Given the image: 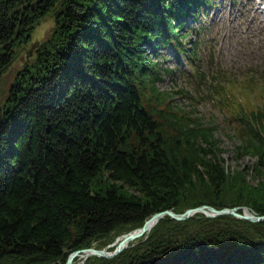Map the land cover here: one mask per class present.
<instances>
[{
	"label": "trees",
	"instance_id": "obj_1",
	"mask_svg": "<svg viewBox=\"0 0 264 264\" xmlns=\"http://www.w3.org/2000/svg\"><path fill=\"white\" fill-rule=\"evenodd\" d=\"M214 2L0 0V76L15 46L55 15L0 107V264H66L73 251L105 248L167 209L264 215V83L256 103L232 102L241 122L234 154L253 160L238 169L226 164L216 125L158 86L174 71L160 48L191 58L196 43L180 31L189 18L209 29L200 20ZM84 264H264V221L165 215L118 255Z\"/></svg>",
	"mask_w": 264,
	"mask_h": 264
},
{
	"label": "rangeland",
	"instance_id": "obj_2",
	"mask_svg": "<svg viewBox=\"0 0 264 264\" xmlns=\"http://www.w3.org/2000/svg\"><path fill=\"white\" fill-rule=\"evenodd\" d=\"M54 16L48 14L38 25L29 44L15 46L17 57L0 76V107L19 71L35 60L33 46L51 32ZM202 17L200 22L209 27L205 32H199V24L192 18L188 21L190 27L180 31L188 45L193 47L196 43L191 58L168 44L160 48V61L174 71L163 75L158 86L203 124L216 125L214 137L222 150L219 151L227 165L238 169L239 164L247 166L253 160L250 155L237 158L234 154V146L239 143L236 131L241 122L236 118L237 110L232 102L238 98L256 103V95L263 94L260 84L264 83V0H215ZM192 60L198 72H194ZM231 84L238 85L234 92ZM252 85L259 89H251ZM223 88L226 91L222 94ZM74 264H84L83 257Z\"/></svg>",
	"mask_w": 264,
	"mask_h": 264
},
{
	"label": "water",
	"instance_id": "obj_3",
	"mask_svg": "<svg viewBox=\"0 0 264 264\" xmlns=\"http://www.w3.org/2000/svg\"><path fill=\"white\" fill-rule=\"evenodd\" d=\"M241 209V206H233V207H225L222 209H218L212 205L209 204H203L197 207H191L186 209L182 213H177L171 209L163 210L154 213L152 216H150L142 226L139 228H135L119 237L110 244L106 248H97L96 246H91L89 248H84V249H78L73 251L66 262V264H73L74 259L82 255L84 252H88L87 256L91 255H98L101 257H107L111 258L116 255H118L120 252H122L124 249L129 247L131 242H134L144 236V234H147L149 230H151L158 222L161 220L165 215H169L175 219L178 220H184L187 218L192 217L195 213L197 212H203L205 213L208 217H215L221 214H231L234 215L238 218H243L255 222L259 221H264V215H258L253 213H241L239 210ZM71 243L70 241L67 243V247H70ZM110 247H114L113 250H109Z\"/></svg>",
	"mask_w": 264,
	"mask_h": 264
},
{
	"label": "bare ground",
	"instance_id": "obj_4",
	"mask_svg": "<svg viewBox=\"0 0 264 264\" xmlns=\"http://www.w3.org/2000/svg\"><path fill=\"white\" fill-rule=\"evenodd\" d=\"M214 4H215V2H214ZM202 16H205V12H203V14H202ZM32 40V39H31ZM31 42V41H30ZM29 42V43H30ZM28 43V44H29ZM188 46H190V45H188ZM191 47V46H190ZM30 54V57H31V54L32 53H29ZM184 55V54H183ZM193 66V65H192ZM196 67H193V70H194V72H197V71H199V69L198 70H196L195 69ZM241 209H243V211L241 212V213H253V211H251L247 206H241ZM256 214V213H255ZM160 221V220H159ZM139 228V227H138ZM150 231V230H149ZM129 232V231H128ZM127 233V232H126ZM125 234V233H124ZM123 235V234H122ZM144 235H146V234H144ZM117 239V238H116ZM135 242V241H134ZM87 254H88V252H84L82 255H79V257H83V259H84V261L86 260V258L88 257L87 256ZM75 260V259H74Z\"/></svg>",
	"mask_w": 264,
	"mask_h": 264
}]
</instances>
